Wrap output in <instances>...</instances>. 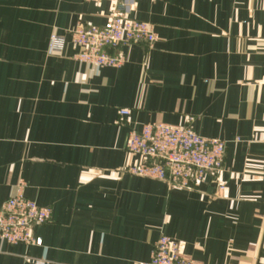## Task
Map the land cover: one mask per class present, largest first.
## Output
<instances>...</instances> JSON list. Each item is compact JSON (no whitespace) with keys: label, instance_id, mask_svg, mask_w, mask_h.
I'll return each instance as SVG.
<instances>
[{"label":"crops","instance_id":"crops-1","mask_svg":"<svg viewBox=\"0 0 264 264\" xmlns=\"http://www.w3.org/2000/svg\"><path fill=\"white\" fill-rule=\"evenodd\" d=\"M121 4L156 40L96 68L68 31L104 24L110 3L0 0V204L24 183L51 209L41 244L0 240V264H138L162 234L199 264H264V0ZM156 122L223 140L221 171L190 188L125 172L130 129Z\"/></svg>","mask_w":264,"mask_h":264},{"label":"built area","instance_id":"built-area-1","mask_svg":"<svg viewBox=\"0 0 264 264\" xmlns=\"http://www.w3.org/2000/svg\"><path fill=\"white\" fill-rule=\"evenodd\" d=\"M110 3L111 10L104 24L85 26L77 24L68 31L72 58L92 67H119L124 62L120 45L145 43L151 47L156 40L151 23L127 16L121 0H92ZM64 46L62 36L51 35L47 54L59 53ZM119 115L128 110L120 109ZM125 149L139 162L126 167L125 172L164 181L169 186L190 188L207 175H217L222 169L225 142L197 134L191 122L171 124L145 123L132 127ZM20 183L15 194L0 204V240L8 244L40 245L33 236V228L48 223L51 209L40 206L23 194ZM223 186H219L222 190ZM138 264H199L183 256L177 241L162 234L157 239L149 259Z\"/></svg>","mask_w":264,"mask_h":264},{"label":"rangeland","instance_id":"rangeland-1","mask_svg":"<svg viewBox=\"0 0 264 264\" xmlns=\"http://www.w3.org/2000/svg\"><path fill=\"white\" fill-rule=\"evenodd\" d=\"M53 34H56V33H51V34L49 35L48 42H49V39H50L51 35H53ZM56 35H57V34H56ZM47 47H48V44H47ZM46 51H47V49H46Z\"/></svg>","mask_w":264,"mask_h":264}]
</instances>
